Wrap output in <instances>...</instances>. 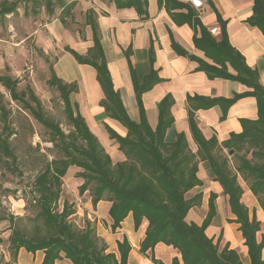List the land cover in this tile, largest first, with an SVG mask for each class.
<instances>
[{
	"label": "trees",
	"instance_id": "obj_1",
	"mask_svg": "<svg viewBox=\"0 0 264 264\" xmlns=\"http://www.w3.org/2000/svg\"><path fill=\"white\" fill-rule=\"evenodd\" d=\"M44 6L49 14L55 13V3L61 8L62 20L71 13L77 0H26ZM120 7L134 6L141 15L147 16V0H116ZM13 5L0 7V14L12 12ZM254 14L248 22L258 26L264 33V0H254ZM57 15L51 19L54 20ZM86 24L93 30L94 45L86 55L66 47L79 63L90 64L97 70V79L104 91L101 100L106 115L118 120L128 130L125 136L120 135L109 125L106 128L110 138L118 144V149L125 154V160L113 162L99 138L91 131L78 105L71 100L76 91V83H68L61 79L53 65H50V83L58 88L65 104V112L72 126L66 133L55 121L47 118L40 100L30 91H18V80L9 74H0V82L9 90L13 99L22 101L34 117L44 124L52 135L60 155L52 159L37 175L34 182L33 202L38 206L37 217L43 221L44 232L31 234L21 228H14L10 235L11 249L17 255L21 248L28 252L43 251L44 256L39 264H55L63 258L72 264H132L129 254L132 245L127 236L117 241V252L108 251L106 241L97 235L90 222L83 228L69 220L74 213L67 202L61 210L57 209L60 199L63 177L71 166L83 169L80 176L84 182L80 185V193L91 191L92 204L101 200L111 202L109 215L111 229L115 232L122 221L132 213L135 229L143 219L148 220L145 237L140 251L146 253L154 250L159 242L172 245L181 253L182 261L175 257L172 264H244L239 252L226 243L220 245V238L215 242L206 233L207 227L216 215L215 200L217 194L212 192L209 198V209L201 224L188 222V212L200 204L202 194L187 197V193L203 181L198 176L200 160L208 161L214 173V180L219 182L223 192L229 196L232 213L239 223V230L244 237V245L248 248L250 264H264V238L260 241L257 233L261 223L255 213L251 215L248 206L243 202L244 189L239 182V175L248 183L253 194L264 208V86L259 80V72L246 63L244 55L229 40L223 23L221 39L213 37L203 30L200 37L195 38L196 46L213 60L210 63L195 55L191 59L199 62L198 70L205 71L209 78L217 77L235 80L246 85L249 90L235 93L232 97H209L204 95H188V114L190 131L198 146L194 152L187 140L185 132L177 133L175 140L166 138L168 128L174 123L171 108L175 103L172 94H166L158 103V124L152 128L149 124L143 101V94L152 89L162 79L153 67L154 49H150L149 71L143 76L131 66L132 80L139 107V120H134L125 107L121 94L114 88V83L106 55L101 43L97 14L93 9L86 12ZM231 68V70H230ZM254 96L257 100V119H242L243 130L232 132L230 137L219 142L216 135L207 138L196 119V111L221 106V120H225L229 108L239 99ZM8 138L0 135V149L7 156H14ZM233 150L237 158L234 168L229 157L222 151ZM245 150V153L240 154ZM252 154V158L247 156ZM155 264H166L155 259ZM13 264H19L14 261Z\"/></svg>",
	"mask_w": 264,
	"mask_h": 264
},
{
	"label": "crops",
	"instance_id": "obj_2",
	"mask_svg": "<svg viewBox=\"0 0 264 264\" xmlns=\"http://www.w3.org/2000/svg\"><path fill=\"white\" fill-rule=\"evenodd\" d=\"M147 2L148 15L144 16L134 6H118L116 0H77L70 16L65 15V20H62L61 8L56 18L47 22L44 30L39 29L36 33L40 43L37 42L43 47L48 46L46 47L48 52H56L58 45L59 50L56 53L58 57L53 63L54 70L64 81L77 84L76 91L71 94V100L74 98V103L78 105L89 128L99 138L114 162L123 161L126 157L118 149L119 144L110 138L106 125L122 136H125L128 130L118 120L106 115L105 108L101 105L105 94L97 79L96 68L90 64L79 63L74 55L66 50V47H70L86 55L89 48L94 45L93 30L91 25L86 24V12L89 9H93L97 14L101 43L114 88L120 92L131 118L136 121L140 118L131 66L133 65L142 76L148 73L150 49L153 48L155 52L153 67L162 80L143 94L149 124L156 128L158 103L166 94H172L175 99L171 108L174 123L168 128L166 138L173 141L177 133L185 132L194 152L198 146L190 131L188 95L232 97L235 93L249 90L239 81L220 77L211 79L205 71L197 69L199 62L191 59L189 55L213 63V60L195 43V38L200 37L203 30L221 39L223 23H226L224 30L230 43L244 55L249 66L258 70L259 80L264 86V33L258 26L248 22L254 14V0H203L200 9H196L189 0ZM78 15L82 17L84 23L82 32L76 27L78 23L73 22L80 21ZM213 27H218L215 34L210 32ZM49 41L52 48L49 47ZM221 115L222 108L219 105L196 111V119L203 134L207 138L216 135L219 142L228 139L232 132H241L242 119H257V100L254 96L241 98L229 108L225 120L220 119ZM198 168V176L203 184L196 186L194 192L201 193L202 199L200 206L197 205L198 207L191 208L188 212V222L197 224L203 222L209 209L210 195L212 192L216 193V215L207 227L206 233L213 237L215 242L220 238L221 247L229 242L230 246L239 252L242 262L250 264L248 248L244 245L239 223L234 221L236 216L231 211L229 196L223 192L220 183L214 180V173L208 161L200 160ZM239 177L244 189L242 200L248 206L251 215L255 213L261 223V229L257 233L260 241L264 238V208L248 183L241 175ZM91 202L89 200L86 206L89 207ZM101 205L106 209L108 226L100 235L105 239L111 234L114 236L115 250L111 251L117 252V241L127 236L132 245L129 254V261L132 264H155L152 260L153 255L155 259L166 264H172L175 257L182 261L180 251L163 242H159L154 250L141 252V242L145 237L148 220L143 219L140 227L135 229L133 215L130 213L122 221L121 227L113 232L109 215L111 202L101 200L98 202V208Z\"/></svg>",
	"mask_w": 264,
	"mask_h": 264
},
{
	"label": "rangeland",
	"instance_id": "obj_3",
	"mask_svg": "<svg viewBox=\"0 0 264 264\" xmlns=\"http://www.w3.org/2000/svg\"><path fill=\"white\" fill-rule=\"evenodd\" d=\"M43 4L44 1L36 5L26 0H0V7H14L10 13L0 14V74H9L17 79L18 91L26 90V97L34 106V100L29 97L32 91L40 100L45 116L69 133L73 128L65 112V104L58 88L50 83V65H53L58 57L56 53L59 47L56 46V52H48V46H41L36 38L37 31L44 30V25L60 13L61 7L55 3V13L50 15ZM78 17L81 18L80 21L73 22L78 23L76 27L82 32L84 23L82 17ZM49 45L52 48L51 41ZM0 135L8 138L16 158L14 160L0 149V264H13L14 261L19 264H39L44 255L43 251L34 254L21 248L16 255L10 246V235L14 228H21L29 235L44 232L43 221L37 217L39 208L32 201L36 195L34 182L38 173L51 163L52 159L59 157L60 148L52 140L50 130L34 117L22 101L13 99L1 82ZM222 153L229 157L230 165L234 168L237 162L234 154L227 149ZM243 153L245 150L240 152ZM247 156L252 158L251 153H247ZM82 171L83 169L77 166L68 169L63 177L57 209L61 210L64 202H67L74 211L69 220L80 228L90 222L97 235L103 238L100 234L108 226L106 209L102 205L98 208V204L93 205L92 202L89 207L86 206L87 202L91 201L92 194L90 190L84 193L79 191L84 182V178L80 176ZM239 179L241 181L240 177ZM194 191V188L190 190L187 197L194 196ZM103 239L108 244V251L115 250L112 234ZM55 264L72 262L63 258Z\"/></svg>",
	"mask_w": 264,
	"mask_h": 264
},
{
	"label": "built area",
	"instance_id": "obj_4",
	"mask_svg": "<svg viewBox=\"0 0 264 264\" xmlns=\"http://www.w3.org/2000/svg\"><path fill=\"white\" fill-rule=\"evenodd\" d=\"M189 2L196 8L200 9L203 6V0H189ZM218 31V27H213L210 29L212 34H215Z\"/></svg>",
	"mask_w": 264,
	"mask_h": 264
},
{
	"label": "water",
	"instance_id": "obj_5",
	"mask_svg": "<svg viewBox=\"0 0 264 264\" xmlns=\"http://www.w3.org/2000/svg\"><path fill=\"white\" fill-rule=\"evenodd\" d=\"M233 152H234L233 150L230 151V153H233Z\"/></svg>",
	"mask_w": 264,
	"mask_h": 264
}]
</instances>
